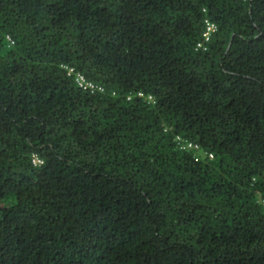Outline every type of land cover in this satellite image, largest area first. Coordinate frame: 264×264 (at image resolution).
<instances>
[{"label": "trees", "instance_id": "1", "mask_svg": "<svg viewBox=\"0 0 264 264\" xmlns=\"http://www.w3.org/2000/svg\"><path fill=\"white\" fill-rule=\"evenodd\" d=\"M0 264H264V0H0Z\"/></svg>", "mask_w": 264, "mask_h": 264}, {"label": "built area", "instance_id": "2", "mask_svg": "<svg viewBox=\"0 0 264 264\" xmlns=\"http://www.w3.org/2000/svg\"><path fill=\"white\" fill-rule=\"evenodd\" d=\"M206 23H207V27H206V31L204 33V38H205V40H208L210 38V36H211V33L216 30V25H215V23L210 22L208 20H206ZM69 73L75 75L77 83L84 90L90 91L92 93L98 92V91L102 92L104 90L102 86H99V85H97V84H95V83H93L91 81H88L84 77V75H82L79 72H75L74 69H72V68L69 69ZM138 95L142 96L143 94L141 92H139ZM147 99L149 101H153V97L150 96V95L147 97ZM177 139L180 142V146H181L182 149L194 150V151H198V152L201 153L200 146L197 143L192 142V141L184 140V139H182L180 137H177ZM208 156L210 158H213L212 154H209ZM197 157L199 158V154L197 155ZM34 162L35 163H41L42 161L39 158L35 157L34 158Z\"/></svg>", "mask_w": 264, "mask_h": 264}]
</instances>
